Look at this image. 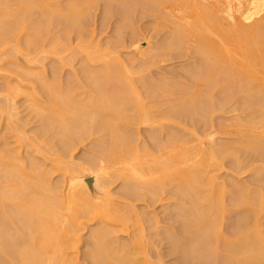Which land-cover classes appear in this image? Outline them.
<instances>
[{
    "label": "rangeland",
    "instance_id": "1",
    "mask_svg": "<svg viewBox=\"0 0 264 264\" xmlns=\"http://www.w3.org/2000/svg\"><path fill=\"white\" fill-rule=\"evenodd\" d=\"M36 1H37V4H35V5H33V4L32 5H22L19 2V0H1V2H3V6H0V14H3V13L6 14L9 12H12L11 14H15V13L21 14L20 12H23L24 9H28L27 10L28 15L25 19L26 22H25L24 28H22L20 31H18V33L16 32L17 36H18L16 38L18 41L16 40L15 37H13L14 39L11 38V40L9 39L8 41L4 42L3 44L0 42V108H2L3 105L6 104L4 106L5 109H4V107H3V109H0V163H1L0 182H1V177L2 178L4 177L3 175L7 172V170L14 169L13 168L14 166H12V162H10L8 160L9 157L11 158L14 156H11L9 154V151L14 152V153L10 152L13 155H16V154L19 155L20 154L19 157L21 158L20 159L21 162L24 163V166H29V164H28L29 162L35 161L34 163L35 164L37 163V165L42 170H45L48 173H50V176H48V180H49V183L52 185L53 188L59 186V183L61 181V177H60L59 172H53V166L51 163V159H54L55 157L57 158L58 154H59V157L62 158V159L58 158L59 160H61V161L66 160V161H62V163H60L59 167H64L63 163L65 165H69V166H71V164L73 163L74 165L72 167H77V168H79L81 166L88 167L89 166L88 161H90L89 164L92 161L97 163L95 160H97L98 156L102 155L101 158L102 157L104 158V155L106 152L105 150L107 149V147H108L107 145L110 142V140H109L110 139V137H109L110 131L107 128H106L107 130H104V127L100 126L101 124L99 125L100 122H98L99 120H97V119L100 116L102 118H103V116H104V118L109 116V115H107V116L104 115V113H106V110L103 109L102 111H100V114H99L98 113L99 110H98V112L95 113V112L91 111L92 109L90 110V107H89L88 112L91 113V117L95 118L97 116V118H95L96 122L94 124H91L90 122H88L84 126L85 129H84V127L82 128L79 126H77V127H79V129L75 126L72 129V126H70L71 130L66 129V131L68 130L69 133H67L65 135L66 131L63 132L60 129L61 125L59 123H58L59 125H57V123L56 124L51 123L52 127L54 126L53 128H51V125H50L51 120L48 121L47 118L49 119V117H47V118L45 117L48 114L47 113H46V115H44L45 113L41 114L39 109H37L36 104L41 105V106H46L51 102L52 98L54 99V97H56V96L57 97L58 96L64 97L63 95L68 93V91L70 90L71 87H74L75 88V90L73 92L74 96L72 95L71 98H74L75 103H77V105H81V108H82V105H84L83 107H85L86 104L87 105L89 104L88 106H90L89 102L93 98V95H95L97 97L98 93L97 94L94 93L93 88L90 86V84L87 80L88 76H86L87 74H85L84 68L85 67L87 69L90 68L91 69L90 72L93 71L96 73V75H98L97 72H99L98 76L100 77V75L102 74V73L100 74V72L106 71L107 67L110 66V68H112L111 65L117 66L118 67L117 69H119V71H121L120 73H122V75H123V76L120 75V76H122L123 83L120 85V82H119L118 83L119 86L118 85L117 86L115 85V86L118 89L121 86H123L126 89H129L131 91V95L128 98L131 100L134 97L135 99L132 102H134V101L137 102L136 105H133L134 107H132L130 104H128V106L130 105V107H132L133 109L130 107L125 108V109H128V112L130 114H132V116L129 114V121H130V116L132 117V119H134V121L132 123L130 121L131 126L126 125L129 123V121L128 122L126 121L128 118L126 120L123 118L124 120H122L121 122H123L124 124L120 123L121 118L118 119V115H117V118L114 119V120H116V119L119 120V121L116 120V124H115V125H118V127L121 124L124 125V126L122 125V128H121V126L119 128H121L122 131L125 130L127 135L125 134V132L123 133L121 131L123 133V135L125 134V136L127 137V139H125V140L130 142L132 140V139L129 140L130 137L133 138V140L131 141L132 145H130V144H129V146L126 145L127 149L125 146L126 150L124 149V152L132 153L133 155L135 154L133 156L135 158H136V156L141 154L139 156L140 159H141V156L145 157V159L141 160L142 163H145V161L146 162L151 161L153 163V165L156 163L155 161H159V159L165 161V158H166L165 155L168 153L167 155H170L169 156L170 159L166 158V161L170 160L169 163L171 164V160L173 161L174 158L178 159L181 157L180 156L181 154L177 151L182 152L181 149L184 148V145H185L184 142L185 143H187L186 141L190 142L194 137H196V138L201 137L204 134H206V132L208 133V132L216 131L215 133H217V138H216L217 143H215V144H217L218 149L219 148L221 149V147H223L222 146V142L224 141L223 139H226V141H227V142L224 141L225 142L224 148L227 146L228 143L231 142V140H232V142L230 143L229 146H227L225 148L226 149L225 151H224V148H223V150L218 151L220 153L223 152L222 154H220V153L218 154V152L217 153L215 152L216 154L211 161L212 162L211 163L212 164L211 170L214 172L212 174H214L213 177L214 176L216 177V179H215V177H214V179L216 180V182H218V184H219V182H220V184L222 182V184L225 183L227 185L226 187H225V184L222 185L225 187L224 192L221 190L218 191V189H221V187L219 186V187H215V189H217V191H215V193L213 192L215 195L212 193V195L214 197H211V198H214V199H211V200L212 201L214 200V202H213L214 205L218 204V208H216L217 205H215V211H216V213L214 211L215 215H213L214 213L212 215L210 214L213 219L208 216L210 220L207 218L205 220L206 221L205 223L207 224V222L213 221V224H214L216 222L217 225L215 223L214 224L215 226L214 225L212 226L214 228L216 227L215 229L214 228L211 229L212 227H210L209 232L207 229H204V233H202L203 227L199 228V226L197 224H196L197 229L195 227H194V229H190V228H193V226L195 224V223L192 224L194 222L192 217H194L193 215H195V213H197L196 207H198V206L193 205L196 203H193L191 201V199H188L191 196H189L187 194H186L187 196L183 195V197L184 196L186 197V201H189V202H187L188 204L187 203L185 204V202H186L185 199H182L183 198L182 194H185V193L179 192V194H178V191H177V189H178L177 185L180 182H178V180H177V182H178V184H177L176 181H172V182H176L175 183L176 186H175V184L174 183L171 184V182L168 181L169 180L168 179L167 180L168 183L170 182V184H168L167 181L164 180L165 177H167V176H165L164 175L165 173H163L161 170H160L161 171V173H160V171L157 168H155L154 172L156 170H158L159 173L156 171L157 172L156 176L158 175L160 178H161V176H163V177L165 176L163 181L165 182V184H168V185H166V187H164V189L162 188L163 185L162 186L159 185V188L161 187V189H159V190H161V191L155 192V195L153 192V196L154 197L157 196L156 198H153V196L150 194V192H152L153 189H152V191H150V189L149 190L144 189V187H143L144 190H147V192H149L148 194L150 196L146 195L147 194L146 191H145L146 193H143L142 192L143 190L142 191L138 190L139 192H142L141 193L142 195L140 193L138 194V192L136 191L137 185L140 184L138 182V180L134 181V183L138 182L136 185V188L133 187V189H135V191L137 193L136 194L135 191L132 190V187H130V182H132L133 180L129 181V186H128V184H127L128 182L126 184L123 183L124 181H122L123 180L122 175H121L122 177H120L122 180H120V178L119 179L115 178V177H118L116 175L120 176V174H114L112 176L117 181L114 179L115 182H112L113 184H110V186H111L110 191H111V196H112V197L111 196L110 197H111L112 202H113V203L111 202L110 204H114L113 207H116V211L122 216L121 218H123V217L127 218L128 223L126 225H123L124 223H121V221H119V222L116 221L112 225V228H110V230L113 231L114 233L111 236V243L113 242L114 245H112L113 243L111 245H110V243H108L107 246L106 245L104 246V244L102 243L101 244L102 246H99V248H98L99 253H100V248L102 249V247L104 246L105 251L103 250L104 252H102V251L101 252L102 253L108 252L106 254V257H107L109 255L110 250H112V249L116 250L118 248L117 244H120V245L122 244V246L126 245L128 247L130 246L129 248L132 247V250H130L131 252H129V253L130 254L132 253L131 255H134V258L133 257L130 258L131 263L129 262L128 256H127V259L125 261L122 260L121 263H123V264H124V262H125V264H249L250 259H248L249 258L248 253L250 252L249 255L251 254L250 258H251V261L253 264H264V256H262V254H259L258 252H256L257 247L255 248L256 244L254 242V240L257 239V238L254 239L256 237L255 236L256 235L255 234L256 228H257L256 230H259V231H257L258 235H259V233H261L260 237H262V239H264V203L261 206L259 205L260 208L258 207V204L254 205V203H256V202L258 203V199L260 197L259 194L261 193V191L264 193V150H263L264 149V143H263V145H261L262 142H259L261 146H257L259 143H257V145L256 144L255 145L254 144H251V145L247 144L250 141H252L251 138H250V140L247 138L248 135L251 134V136H249V137H253L252 135H256V132L254 131L256 129H254V128L256 126L255 124H258L257 119H256V121L253 119H251L253 121L250 120V118H253V117H250V115L252 113H254V115H255V112H256V108H253L254 109L253 110V109H251V107L254 106V104H256L258 106V108L261 106L259 104L255 103V102H258L259 99L253 100V101H255V102H253L254 104L252 103L253 105L251 103H250V105L247 104L248 106L245 104H246V101H248L249 99H252V98L254 99L255 96L254 97H252V96L255 94H253L252 96L250 95L251 97H249V95H248V97L246 98L244 92H240V91H242V90H240L241 87H238L239 91L237 89V86L239 85V84H237L238 81H236V82L234 81V83L237 86L236 85H234V86L228 85L229 81L227 82L226 79L224 81H221V82H223L222 85L224 84L225 87H227V88L223 87L224 85L223 86L221 85V87H222L221 88L220 86H218L220 84L207 85L208 86L207 90H209L211 92V93L208 92L211 94L210 95L211 98H210V102L207 100L206 104L208 105L209 103L212 102L213 108H211L212 107L211 104L208 105V107L209 106H211V107L206 108V105H203L200 103V107L197 106L199 108V110L197 111L196 115H194V113L196 112L195 111L190 116L194 119L193 120L190 117H187V113H186L187 110L184 111L185 106L183 107L184 108L183 110L182 109L180 110L182 113L179 111V109L182 108V103H183L180 100L182 102L180 105L179 99H182V96L184 94L183 92L181 94V91L184 90V92H185L186 88L187 87L189 88L188 85L191 84V86H190V88H191L193 86V83H194V82L191 83V81H190L191 78H190V80L187 79V77L189 78V73H186V75H188L187 77L185 74L182 75L184 71L182 72L181 66H182V68L184 66L185 70H188V67H186V66H189V69H191L190 65H192L194 62L198 63L197 65L201 66L203 61L200 60L201 59L200 55H199L200 56V59H199L200 62L198 61L199 56H195V55L191 56L192 54L195 53L194 49H196V48L192 47L193 41H192V35L191 34H190V36H187L189 38H187V43L183 48V52L185 51V49H189L191 47V48H193V51H194L193 53H192V49H191V51L187 50L189 52V55H187L188 53L186 54V52H185L184 56H186V55L187 56L184 57L183 54H181L183 52H180V54L178 53V55H179V57H178V55L177 56L175 55V53H174L175 51L172 52L173 54H170V55L167 54L166 52H164V54L166 53V55L161 54L162 55V57H161L160 52H159L160 51L159 50L160 49L159 48L160 43L163 41L162 44L163 43L165 44V42L168 40V37H166V36L168 34L170 35V33H172L173 30L171 31V29H174V28H171V27H173V24L170 25V23H169V26H171V27H169L168 24H166L169 21L166 20L165 17L167 16V19L171 18V17H169V15L165 14V13L168 12V13H170V16L172 15V13H171V11H169L168 7L158 8V12L161 10V13H163L165 15V17H164L166 20V22H165L164 18L160 19V17H163V14H161L160 12L158 13L157 9H155V12H153V10H150V8H151L150 5H147L148 7H150L148 10H146L147 12L144 11L145 10L144 8H146L147 6H145L144 2L141 1L140 4L143 3V6H144V8H143L142 6L139 5V7H141L140 10L142 11V13L140 11H138V12L136 11L137 13L130 11L131 9L129 10L130 12L128 11V13L131 14L130 19H131L132 15L133 16L135 15L134 17L132 16V20L130 23H128L129 24V26H128V24H126V22L124 23V19H125L124 14L128 9V5L124 6L125 11H124V13H122L123 12L122 8L120 11L118 10L121 6L117 5L118 4V3H116L117 0H110L112 2L111 4H110L109 0H97L98 1L97 3L93 2L95 7L92 3V5H93L92 7H94V8L92 10V13L90 12L91 16H89V17L91 19L90 18L89 19L84 18L85 19L84 20L82 18L85 16H83L81 18L82 21L79 20L80 22L78 23V25H76V24H75L76 26L73 25L75 27L74 28L73 26L72 27L68 26L69 23L67 22V19L69 18V16L70 15L72 16V14L74 13V12L70 11V6L74 5V7L75 6L76 7H83L86 0H36ZM108 1H109V4H108ZM113 2H115V4H116V5L114 4L115 6L113 5ZM47 4L50 5L49 8H47V10H48V12H51V16H50L51 17V23L47 26V29H46L47 32L43 37L42 36L40 37L39 35H37V40H36V38L33 39V37H34V36H32L33 35L32 30L34 29L33 26L36 25V27H38L37 23L40 22V24H41V22L43 20H44L43 21V23H44L46 18H48V16H49L48 15L46 18L42 17V16H44L43 14H46L45 11H47V10L42 11L41 5L46 6ZM6 5H7V7H6ZM109 6L111 7V9L109 8ZM126 7H127V9H126ZM133 7H132V10H133ZM139 7H136V8H138L137 10H139ZM113 8H114V12H113ZM164 9L166 10L165 12H164ZM134 10H135V8H134ZM131 12L136 13V14H132ZM139 12H140V14H138ZM155 13H157V14H155ZM188 14H190V11H189V13H187V15ZM192 15H193V13H192ZM65 17H68V18H65ZM187 17H189V15ZM171 21H173L172 18H171L170 22ZM175 21H176V23L179 22L178 20H175ZM164 22H165V25L167 26L168 30H167L166 26L164 25ZM182 22H185L184 24L181 23V26L183 25L182 28H184L187 25L188 21L186 22V20H185ZM171 23H173V22H171ZM38 25H39V23H38ZM164 27H165V30H164ZM157 28H159V32H157L158 31ZM223 28H224V26H223ZM223 28L221 30L226 31L228 29L226 26L224 29ZM156 29H157V31H156ZM169 31H171V32H169ZM184 31H185V29H184ZM184 31H183V33H184ZM214 31H215V29H214ZM216 32H218V33H216ZM209 33H212V32H209ZM209 33L206 35H209ZM214 33L220 35L218 30L215 31ZM210 35H212V34H210ZM219 35H218V37H219ZM164 37H166L167 40L163 39ZM212 37H213L212 38L213 41H214V39H217V38H215L216 36H212ZM31 40H34V41L32 42V44H30L31 45V47H30L28 43L29 42L31 43ZM188 40H189V42H188ZM210 40H211V38H210ZM37 41H38V43H37ZM140 41H141V43H140ZM216 41L217 40H215L214 42H216ZM219 41H221L220 38H218L217 42H219ZM149 42H151L150 43L151 47L154 48V50L152 51V54L154 55L153 52H156V54L159 52L158 55H160V56H157L156 54H155L156 56L155 55L151 56V54H150V56L152 58L153 57H156V58L148 59L149 55H146V57H144L143 59H140V60H138V58H135V59H137L135 61V59L133 58L134 55L132 54L133 53L132 48L134 47L133 45L140 43L142 45V47L148 46L147 47L148 50L145 48L144 51H146V54H149V51H150L149 50V48H150ZM222 42H220V43H222ZM33 43H34V45H33ZM36 43H37V45H36ZM157 43H159L158 44L159 47L156 46ZM189 43H192V44H190V47H188ZM217 44L219 45V43H217ZM222 44H224V43H222ZM222 44H221V47L223 48ZM235 46H238V45H235ZM239 46H241V45H239ZM155 47L158 48V49L156 48V51H155ZM230 48H232V47H230ZM98 50H100L101 52H98ZM161 53H163V52L161 51ZM168 55H169V57L171 56L170 57L171 59H169ZM8 56H10V57L8 58ZM104 56H106V57H104ZM180 56H182V57H180ZM5 58H7V59L11 58L12 60H6ZM195 58H197L196 61H195ZM133 59H134V61H133V63H131ZM196 63H194V64L196 65ZM195 65H194V70H197V68L199 66H197V65L195 66ZM178 68L181 70L178 71L177 70ZM113 69L114 68H112V70ZM199 71H196V72H199ZM181 72H182V74H181ZM30 74L32 77L30 76ZM176 75L177 76L181 75L183 77V79L186 78L187 80L185 79V81L188 83L183 81V79L180 80L181 78L177 77ZM54 76H56L55 79H54ZM178 79L182 82H180ZM54 80H55V82H52ZM225 82H227V83L225 84ZM230 82H231V80H230ZM165 83H168L166 86H168L170 89L166 88ZM50 84L52 86L48 87V85H50ZM162 85H164V86H162ZM157 86H159L158 89L159 88L160 89L158 92H155V91H157V88L155 90V87H157ZM170 86H172V87H170ZM194 86H195V84H194ZM214 86H216L217 89L216 88L213 89ZM229 86H230V88L234 87L235 89H237L238 92H240L241 95L244 94V96H240V94L238 92H236V90L234 88H233V93H232V88L230 90L231 92L229 93L227 91L230 89V88H228ZM180 87H184L185 89L184 88L181 89ZM202 87L205 88L204 86H202ZM209 87L213 90H210ZM171 88H173V90ZM203 88H200V90H202ZM192 89L193 88H191L190 90H192ZM225 89H227V90H225ZM103 90H105V89H103ZM168 90H170L173 95L171 94V92H168ZM174 90L177 91V92L175 91L176 93L179 92L178 94H180V96L179 95L175 96V94H174L175 92H173ZM223 90H224V92L226 91L225 95H224L225 96V102L223 101L225 103L224 106L222 105L223 102H221L224 98V96L222 95ZM234 91L237 94L234 93ZM52 92H53L54 97L51 94ZM117 92H118V94H120L121 90H117ZM206 92L207 91L205 90V93ZM166 93H169V94H166ZM185 94H187V93H185ZM227 94H229V95H227ZM177 96H179V97H177ZM210 96H208V97H210ZM13 97H14V100L12 99ZM212 97H213V99H212ZM136 99H137V101H136ZM211 99H212V101H211ZM226 99H227V101H226ZM245 99H247V100H245ZM182 100L184 101L185 99H182ZM243 100H245L244 103H243ZM72 101L73 100L71 99V102ZM176 101H178V102H176ZM240 102H241V104H240ZM249 102H250V100H249ZM251 102H252V100H251ZM73 104H74V102H73ZM131 104H133V103H131ZM220 104L223 106V108L220 107ZM256 105H255V107H256ZM245 106H247V107H245ZM201 107L203 108V110L202 109L200 110ZM115 108H117V107H115ZM119 108L120 107H118V109ZM122 108L123 107H121V109ZM82 109L85 110V108H82ZM204 109L205 110L208 109L207 112ZM71 110L74 111L73 109H71ZM114 110L115 109H113V111ZM176 110H178V113L175 114V112H173L175 115L173 114V116H172V114H170V112L176 111ZM252 110H253V112H251ZM257 110H259V109H257ZM70 111L67 113H70ZM72 111H71L72 117L70 114L69 115L66 114V115H67V117L69 116V117H71V119L72 118L74 119L75 114ZM122 111L123 110H120V112H122ZM149 111H151V112H149ZM183 111L186 113V115L183 114L184 113ZM193 111H191V112H193ZM125 112H126V110H125ZM144 112H147V113L149 112V116L155 115V118H154V116L153 117L150 116L152 119H155V121L150 120V122L149 121L145 122L146 120L144 119ZM248 112H251V114ZM93 113H95V114H93ZM111 113H112V108L108 109V111H107V114L111 115ZM189 113L190 112H188V115H189ZM168 114L171 116H169ZM126 116H128V115L126 114ZM159 116H161V118L164 117V119L162 120ZM185 116L187 117V120L185 119ZM242 116L244 119H246V121L249 122V120H250L251 123L249 122L250 124H248V122L244 121ZM246 116L247 117L249 116V120H248V118H246ZM69 117H68V119H69ZM188 118H190V119H188ZM238 118L250 126L245 125L241 121H239V123L240 122L242 123V127H241V124L239 125V123H238V120H239ZM156 119L158 121H156ZM235 119H238V120H235ZM46 120L49 123L48 124L49 128L47 126ZM192 120H193V123H192ZM236 121H237V123H236ZM142 122H144V123H142ZM210 122L213 124L214 127L216 126L215 128L217 130L215 128H213V126H212V124H210ZM252 122H254V123L256 122V123L254 124ZM194 123H196V124H194ZM88 124H90L89 125L90 127L88 126ZM155 124H157L158 126H155ZM232 124L233 125L235 124L238 127L233 126ZM162 125H164V126H162ZM244 125L246 126L245 127L246 129L244 128ZM252 125H254V126L252 128H249ZM260 125H261V123L259 122V127H260ZM209 127H210V129L212 127V130L208 129ZM172 128H174V129H172ZM160 129H163V130H160ZM195 130H199V131H195ZM201 130H202V132H201ZM242 130H244L245 134H247V132L249 131L248 135L247 136L245 134L243 135L242 133H244V132ZM119 131H120V129H119ZM219 132H221V133L219 134ZM235 132L238 134L241 133V136L239 138L241 139L242 142L238 138L239 135H237ZM252 132H253V134H252ZM189 133H191V134H193V136L194 135L195 136L193 137L192 135H189ZM198 134H199V136H197ZM184 135H185V138H183ZM221 135H223V136H221ZM227 135H228V137H227ZM220 136L222 138L219 139ZM243 137H246V140L247 141L249 140V141L247 143H245ZM181 138H183V139H181ZM188 139H191V140H188ZM193 140L196 141L195 138ZM194 141H192L191 144L194 143ZM233 141H235L236 143H233ZM238 141L241 143V145L244 142L240 148H239V143H237ZM189 144L190 143H187L185 146L186 147L191 146ZM235 144L238 145V148H236L237 146ZM218 145H220V147ZM246 145L249 146V148H248L249 150H250V148L251 149L253 148L256 150H253L250 152L248 149H245ZM173 146L176 148H174ZM231 146H235V148L239 150V151L237 150L238 152H236V155H238V156H236L234 154V156H236L238 158H235L234 156H232L231 153H234L236 151V149L231 147ZM253 146H256V148H254ZM172 147L174 149H172ZM228 147H229V149H227ZM242 147H244V149H242ZM261 147H263V148H261ZM165 148H166V150L170 149V151L165 153L166 152ZM179 148H181V149H179ZM214 148L212 149L213 151L218 150V149H216V147H214ZM161 149H162V151L163 150H165V151L162 152ZM257 149L259 151H262V152H260L261 155L259 154V151H257ZM55 150H57V151L59 150L60 152H62L61 156H60V153H58L57 151L56 152L58 154H56ZM186 150H188V149L186 148ZM228 150H229V152H228ZM145 151H147V152H145ZM160 151H161V153H160ZM183 151H185V149ZM192 151H193V149L190 150V153ZM176 152H177V154H176ZM225 152H226V154L230 153L231 155L230 154L226 155ZM255 152H257L258 155L255 154ZM63 153L65 155L64 157H63ZM178 153H179V155H178ZM184 153L185 152H183L182 154H184ZM186 153H187V151H186ZM242 153L248 154V155L245 154V156L248 158H245V156ZM252 154H253V156H252ZM53 156H54V158H52ZM162 156H164V157H162ZM139 157H137V158H139ZM171 157H172V159H171ZM232 157H234L236 159V162H238L237 163L238 167H236V165L234 163L235 161ZM239 157H241V159L244 158V160L242 159L244 162L242 160L237 161V159H239ZM2 159H3V161H2L3 163L5 162L10 166L9 168L5 167L6 165L4 167L2 166V164H3L1 162ZM99 159L100 158H98V160ZM140 159L138 161H140ZM176 159H175L174 163H176V161H177ZM143 160H144V162H143ZM241 161L243 163L242 165H244L245 167L242 166L241 164H239ZM94 162H92L91 164H93ZM161 162L164 163L163 161H161ZM140 166H141V164H140ZM154 166H157V163ZM145 167H147V166L143 165V168H145ZM171 167H173V166H171ZM240 167H242V168H240ZM150 168H151V166H150ZM150 168H148V169L150 170ZM152 168H153V166H152ZM187 168H188V166H187ZM190 168H188V169H190ZM194 168H192V169H194ZM238 168H240V169L238 170ZM3 169H4V171L5 170L6 171L2 175ZM149 170L146 171V168H145V172L146 173L148 172L147 174H149V172L150 173L153 172V171H149ZM182 171L188 172L190 170L186 171L184 168V170H182ZM169 172L171 173V171H169ZM179 172H180V175H178V176L181 177L182 173H181V171H179ZM170 173H169V175H170ZM172 174H173V172L171 173V175ZM201 174L203 175V173H201ZM258 174L261 175V177ZM125 175H127V174L125 173ZM174 175L172 176V179L176 180L177 178L176 179H174V178L177 177V175H175V176ZM158 176H157V178L159 179L158 182H160L161 179ZM155 178L156 177H154V179ZM196 178H198V177H196ZM202 178H204V176ZM5 179H4V181L6 182L8 180L6 174H5ZM111 179L112 178H110V180ZM127 179H128V177H127ZM127 179H124L125 182ZM178 179H180V178H178ZM198 180H199V178H198ZM4 181L1 182L0 186L7 188L10 184L8 183L9 185H7V183H5ZM153 181H156V180H153ZM201 181L204 182L201 179L199 181L201 184H202ZM196 182H198V181L196 180ZM198 183H196L197 186L199 185ZM205 183L207 186V184H208L207 180L205 181ZM124 184L126 185V188H125ZM153 184H154V182H153ZM160 184H161V182H160ZM5 185H7V187ZM150 185H152V184H150ZM194 185L195 184L193 183V186ZM202 185L204 186V183ZM131 186H132V184H131ZM141 186H143V185H141ZM152 186H150V187H152ZM197 186H195L197 191L200 188H201L200 191H202V190L205 191L206 189L211 187V186L208 187L209 186L208 185L207 186L208 188L202 189V187L198 186L199 187L198 188ZM128 187L131 189H129ZM139 187H140V185H139ZM9 188H10V186L8 187V189ZM140 188H142V187H140ZM145 188H147V187H145ZM148 188H149V186H148ZM190 188H192V186ZM243 188H245V189L243 190ZM8 189H6L7 191L6 190L5 191L9 192L10 189L9 190ZM196 189L195 190L193 189V191L197 192ZM211 189H209V190L211 191ZM154 191H156V187L154 188ZM204 191L201 192V193L205 194V195H202V197L200 195V192H197V193L192 192V194H194V195L198 194V197H199L198 200H200V197L202 199L207 194ZM245 191H247L249 193L248 194L244 193ZM10 193H11V191H10ZM157 193L159 195H157ZM208 195H211V193ZM192 197H194V196H192ZM196 197H197V195H196ZM209 198H210V196H209ZM254 198L256 199V201H254ZM195 199H194V201H195ZM198 200L196 199L197 204H199V202L201 201L200 207H198V209L199 208L201 209V207L205 208V209H202V210L199 209L200 211L199 210H197V211H199V213H201V211H204V210H205V212H208L207 209H209L208 207L211 206L210 202H212V201H210V199H209V201H210L209 202L210 205H209V203L204 202L205 200L204 201L200 200L199 202H198ZM202 203H205V204H202ZM10 204H11V202H5V207H6V210H8V211H11V205ZM255 206L258 207L259 209L255 208ZM117 207H118V209H117ZM213 209H214V207H213ZM213 209H211V210H213ZM0 211H1V209H0ZM252 215H253L252 222H256L257 227H256V225H255V227H254V225L252 226L253 223L246 222V221H248L247 218H249L251 221L250 217H252ZM24 216L27 217L28 215H24ZM0 217H1V215H0ZM195 217H196V215H195ZM242 217L246 221L243 220V222H241ZM191 219H192V221H191ZM92 220L90 222H85L83 224V226H84V227L82 226L83 230L79 234L80 235L79 236L80 242L78 245L79 247H78L77 254L70 256V258L76 256L78 264H93V263H95V262L91 263V259L89 260V258L87 256V255H89L88 251L90 252V250H89L91 248L90 245L94 246L93 244H95L94 241L91 242L93 240V238L91 239V237H93L92 234L97 233L98 231H100L101 227L105 226V222L102 221L103 222V224H102V222H101V220H99V218H97V219L93 218ZM123 220H124V218H123ZM188 220L191 221L190 222L191 227L189 228L188 232L192 231L195 233V235H194V233L192 234V232H190L191 234L190 233L187 234L186 233L187 227H186V231L183 230V229H185V226L189 227L190 224L188 225V222H189ZM240 222L241 223H244V222L247 223L246 224V230L247 229L249 230V228L251 229L252 227H254L251 229L252 231L250 230L251 232L255 231L254 234L253 233L251 234V235H253L254 238H252L253 241L249 240V244L252 243L255 245V246L253 245V247L255 249V250L253 249V252L254 251L256 252V254L254 252V254H255L254 257L256 258V255L258 254L259 256H257V257L260 258L259 261H258L259 258L258 259L256 258L255 259L256 261H254V258L252 255L253 253H252V251H250L251 249H249V252H248V250L246 251V255H245V252H243L244 254L241 253V255H240L238 253L237 254L232 253L230 251L231 247L227 246V244L230 243L227 241H231L232 243L234 241L235 243H233L234 244L233 247L236 248V252L240 253V250H237L238 248H241V249L244 248L243 250H245V248L248 249L246 247L247 244H245L246 240L240 239L241 237L239 235V232L237 233L239 236H236L237 235L236 234V232H237L236 226L238 223V229H239V225L241 224ZM99 223L102 225H100ZM203 225H201V226H203ZM207 225H205V226H207ZM209 225H210V223H209ZM209 225L206 228H208ZM249 225H251V226H249ZM12 226L9 225L8 229L11 230L13 228ZM240 226H241L240 227V229H241L242 225H240ZM198 228H199V230L201 229L202 232H201V230L199 231ZM22 230L24 232H27V229H25V228ZM210 230H211V232H210ZM212 230H213V232H212ZM250 231H248L249 232L248 235L251 233ZM201 233H202V235L204 234L203 237H202ZM212 233H213V235H212ZM211 235L212 236L216 235V236H214L215 238L220 237L219 238L220 242H217L218 239H216V240H214L212 238L210 239L209 237ZM134 236L137 238L135 239ZM196 236L198 237V239H199V237H201L200 238L201 240H203V241L206 240L207 242H209L208 243L209 245H206L205 244V243H207L206 241L204 243L203 241L201 242L200 240L197 239L198 242L204 243V251H203V249H201V248H203V244L201 245V243H200L201 248L199 247V244L196 240ZM235 236L237 237V239L239 238L240 240L238 241L237 239H235L236 238ZM133 238L139 242L138 243L139 246H137V243H136L137 241L132 240ZM90 239H91V241H90ZM234 239L237 240V242L240 244L237 245V243ZM130 240L132 241L133 245L131 244ZM224 242H227V243L225 244ZM258 242L259 241H257L256 243H258ZM134 243L136 244V247H134ZM195 243L198 246V251L195 250V248H197L195 246L196 245ZM216 243L217 244L219 243L218 246ZM123 244H125V245H123ZM193 244L195 247L193 246ZM224 244H225V246H224ZM190 246H193L194 247V248L192 247L193 250H195L198 253L195 254L192 251L191 252L192 254H191L189 249H192V248H189ZM230 246H231V244H230ZM106 247H107V249H106ZM226 247H228V248H226ZM234 248H232V249H234ZM113 251L114 250L111 251L112 255L114 254ZM233 252H235V249ZM102 253H101V255H102ZM116 253L114 255L115 257H117ZM122 254H124V253H122ZM126 255H128V254L126 253ZM126 255H125L124 259L126 258ZM103 256H105V255L103 254ZM120 256H121V253H120ZM123 256L124 255H122L121 258ZM260 256H262L263 259H261ZM100 257H102V256H100ZM232 257H234V258H232ZM244 257L246 259H244ZM119 259H120V257H119ZM116 260L113 261V263L114 262L117 263ZM246 260L248 263L246 262ZM250 264H251V262H250Z\"/></svg>",
    "mask_w": 264,
    "mask_h": 264
},
{
    "label": "bare ground",
    "instance_id": "2",
    "mask_svg": "<svg viewBox=\"0 0 264 264\" xmlns=\"http://www.w3.org/2000/svg\"><path fill=\"white\" fill-rule=\"evenodd\" d=\"M109 1H108V4H109ZM141 1L144 2L145 6L150 5L151 8L148 7V6H147L148 8L147 7L144 8L143 3L140 4ZM19 2L22 5H32V4L35 5V4H37L36 0H19ZM93 2L97 3L98 1L97 0H95V1L94 0H86V2H85L83 7H76V6L74 7V5L70 6V11L74 12L73 13L74 15L73 14H72V16L70 15L69 18L65 17V18H68L67 22L70 24V25L68 24V26L72 27L73 25L74 26L78 25V23L80 22L79 20H81V18L83 16H85V17H83L82 19H84V18L89 19L90 18L89 16H91L90 12L92 13L93 8L95 7ZM92 3L94 5V7H92L93 6ZM111 3L112 2L110 1V4ZM116 3H118L117 5L121 6V7L119 6L120 8L118 10L120 11L121 8H122V11H123L122 13H124V11H125L124 10L125 9L124 6L128 5V9L126 7L127 11L124 14V18H125L124 19V23L126 22V24L130 23L131 20H132V16L133 15L131 16V19H130V15L131 14L128 13V11L130 9H131L130 11H133V12L140 11L142 13V11L140 10L141 7H139V5L142 6L145 9L144 10L142 8L144 11H146V10H148L150 8V10H153V12H155V9H157V12H158V8H160V7L161 8H164V7L165 8L166 7L169 8V11H171L172 15L170 16V13H168V12L165 13V14H168L169 17L172 18L173 21H171V22H173V23L170 22L171 18L167 19V16L165 17V15L163 13H161V10L159 11L161 14H163V17H160V19L165 17L166 20L169 21L166 24H168V26H169V23H170V25L173 24V27H171V26H169V27L174 28V29H171V31L173 30L172 33H170V35L168 34L169 36L168 35L166 36V37H168V40H167L166 37L163 38V39L167 40V41L165 40L166 42L164 41L165 42V44L163 43L164 45L162 44V42H163L162 40L163 39L161 40L162 42L160 41L161 42L160 43V47L158 45L159 43H157L156 46H158L160 48L159 49L160 51L158 50L160 52V55L161 54L166 55V53L170 55V54H173L172 52L175 51L174 53L177 56L178 53L180 54V52H183V48H184V46L187 43V38H189L187 36H190V34L192 35V41L193 42L192 41L191 42L193 44L189 43L188 47H190V44H192V47L196 48V49H194V51H195V53L197 55L195 53L192 54L194 51H193V48H191V47L189 48L190 50L189 49H185V51L183 53H181V54H183V56H184L185 52H186V54L188 53L187 55H189L188 51H191V49H192V53H191L192 55L191 56H193V55L199 56L200 55L201 59H200V56H199L198 61L200 62V60H202L203 63H202L201 66H199V65H197L198 63L194 62V63H196L197 66H199L197 68V70H194V65H195L194 63L192 64L193 66L190 65L191 69H189V66H186V67H188V70H185L184 66H183V68H184L183 69L182 66H181L182 72L184 71L183 74H182V72H181V74L182 75H184V74L186 75V73H189V78L187 77L188 75H186V77H187L188 80H190V78H191V80H190L191 83H193V82L194 83H193V86L191 87V88H193L192 90H190L191 89L190 88L191 84H190V85H188L190 89L187 87L186 88L187 91L186 90H185V92H184V90L181 91V94L183 92L184 93L183 96L185 95L184 97L181 95L182 99H185V100L183 101L182 99H179V102H180L179 104L180 105H181L182 102L184 103V104L182 103V108H180L179 111L181 109L183 110L185 108L184 111L187 110L186 111L187 117H190L191 114H193L195 111L196 112L194 113V115H196L197 111L199 110L198 107H200V103L203 104V105H206V108L210 104L212 106V102L209 103L210 102V98H211V96H210L211 92L209 90H207V88H208L207 85L220 84L218 86L221 87V85L223 83L221 81H224L226 79L227 82L229 81L228 85L234 86V85H236L234 83V81L235 82L238 81L237 84H239V85L238 86L236 85L238 91H239L238 87H241L240 90H242V91H240V92H244L246 98L248 97V95H249V97H251L253 94H255V95H253L252 97H254V96L256 97V98L254 97V99L253 98L249 99L250 102H249V100L246 101L245 105H247V104L250 105V103L252 104L253 102H255L253 100H256V99L258 100L259 99L258 102H255V103H257V104H259L261 106V107L258 108V106L256 104H254V103H253L254 106H252L253 104L251 105L252 107L250 106L251 109L256 108V112H255L256 116L254 115V113L251 114V112H253L254 109L251 112H248V113L251 114L250 117H253V118H250V120L253 119V120L256 121V119H257L258 120L257 121L258 124H255L256 122L255 123L252 122V123H254L256 126L257 125L258 126L257 127L255 126V128H254V129H256V130H254L256 132V135H252L253 137H249V136H251V134L248 135L249 131L247 132V134H245L244 130H242L244 132L242 134L243 135L245 134L246 136L248 135L247 138L249 140L251 138L252 141L247 143L249 140L247 141L246 137H243V139H244L245 143L250 144V145L251 144H254V145L256 144L257 145V143H259V142H262L261 145H263V143H264V0H117ZM0 4H1L0 6H3V2H1V0H0ZM114 4H115V2H113V5ZM49 6L50 5H48V4L46 6L45 5H41L42 11L47 10V8H49ZM6 7H7V5H6ZM132 7H133V10H132ZM136 7H139V10H137L138 8H136ZM109 8L111 9L110 6H109ZM134 8H135V10H134ZM27 10L28 9H24L23 12H20L21 14H19V13L16 14L15 13L16 15L15 14H11L12 12H9V13H6V14H4V13L0 14V42L2 44L4 42L8 41L9 39L11 40V38H13V37H15V38L18 37L17 36L18 31H20L22 28H24V25H25V22H26L25 19H26L27 15H28V11ZM165 11L166 10L164 9V12ZM189 11H190V14H188L189 17H187L188 16L187 13H189ZM113 12H114V8H113ZM140 12L138 14H140ZM45 13L46 14H43L44 16H42V17L46 18L49 15L48 16V18H49L51 16V12H48V10L45 11ZM136 13H132V14H136ZM192 13H193V15H192ZM155 14H157V13H155ZM48 18H46L44 23H43L44 20L41 22V24H40V22H38L39 23V25L37 23L38 27H36V25L33 26V28H34L32 30V34H33L32 36H34L33 39L36 38V40H37V35H39L40 37L41 36L43 37L46 34L47 26L51 23V17L49 19ZM165 18H164V20H165ZM173 18L174 19L176 18L175 20H178L179 22L177 21L178 23H176V21ZM166 20H165V22H166ZM185 20H186V22L188 21L187 25L184 28H182L183 25L181 26V23L184 24L185 22H182V21H185ZM165 22H164V25H165ZM128 26H129V24H128ZM223 26H224V28L226 26L228 28L227 29L228 31L226 29H225L226 31L221 30L223 28ZM166 28H167V26H166ZM157 29H158V31H157ZM157 29H156V31L159 32V28H157ZM184 29H185V31H184ZM214 29H215V31L218 30L220 35L216 34L218 32L214 33L215 32ZM164 30H165V27H164ZM167 30H168V28H167ZM171 31H169V32H171ZM183 31H184V33H183ZM207 32L208 33L212 32V33H209V35H206V34H208ZM210 34H212V35H210ZM218 35H219V37H218ZM212 36H216L215 38H217V39H214V41L215 40L218 41V38H220L221 41L214 42L213 39H212L213 38ZM209 37L211 38L212 41L210 40ZM16 40H17V38H16ZM33 41L34 40H31V43L30 42L28 43L30 47H31L30 44H32ZM188 42H189V40H188ZM220 42H222L224 44H222ZM37 43H38V41H37ZM37 43H36V45H37ZM140 43H141V41H140ZM140 43H137V44L133 45L134 47L132 46L133 47L132 48L133 49V53L132 54L135 56V57L133 56V58L134 59L138 58V60H140V59H143L144 57H146V55H149V57L148 56L147 57H148V59H151L152 58L151 56H154L156 54V52H153L154 55L152 54V51L154 50V48L151 47V44H150L151 42H149V46L151 48V49L149 48V50H150L149 54H146V51H144L145 48L147 49L148 46L147 47H142V45ZM217 43H219V45ZM221 44H222L224 49L221 47ZM33 45H34V43H33ZM235 45H238V46L241 45V46L238 47V46H235ZM230 47H232V48H230ZM156 48L157 47H155V51H156ZM161 51L163 53H161ZM98 52H101V51L98 50ZM159 52L156 54L157 56H160V55H158ZM164 52H166V53L164 54ZM150 54H151V56H150ZM169 55H168V57H169ZM186 56H184V57H186ZM9 57L10 56H8V58ZM104 57H106V56H104ZM161 57H162V55H161ZM170 57H169V59H171ZM178 57H179V55H178ZM180 57H182V56H180ZM153 58H156V57H153ZM5 59L6 60H12L11 58L10 59L5 58ZM134 59L132 60L131 63H133ZM136 60L137 59H135V61ZM196 60H197V58H195V61ZM111 67L114 68V69L112 70V68H110V66H109V67L106 68V71L100 72V74L102 73L100 75V77L98 76L99 72H97L98 75H96L95 72H93V71L90 72L91 69L89 67H88L89 69H87L86 67L84 68L85 69V74H87L86 76H88L87 80H88L90 86L93 88L94 93H96V94L98 93L97 97L95 95H93V98L89 102L90 106H88L89 104L88 105L86 104L85 107H83L84 105H82V108H85V110L81 108V105H77V103H75L74 98H71L72 95L74 96V94H73V92L75 90L74 87L70 88L71 91L69 90L70 92L68 91V93L65 94L66 96L65 95H63L64 97L61 96L62 98L59 97V96H58L59 98L57 96H56L57 98L54 97L53 96V92H52L51 94L54 97V99L52 98L51 102L48 105H46V106H41V105H37L36 104V107H37V109H39L41 114L45 113L44 115H46V113H47L49 115V116L46 115L45 117L46 118L49 117V119L47 118L48 121L51 120L50 125H51V123L52 124L53 123H55V124L57 123V125L60 124L61 125L60 129L63 132H65L66 129H70L71 128L70 126H72V129H73L74 126L75 127L79 126V127L83 128L88 122H90L91 124H94L96 122L95 118H97V116L95 115L96 116L95 118L91 117V113L88 112V110H89L88 108L89 107H90V110L92 109L91 111H93L95 113L98 112V110H99V112H98L99 114H100V111H102L103 109L106 110V113H104L105 111L103 113H104V115H106V116L109 115V116H107L105 118H104V116H103V118L101 116L100 117L98 116L99 118L97 119V120H99L98 122H100L99 125L101 124L100 126L104 127V130L109 129V131H110V135L108 134L109 137H110V139H109L110 142L107 145L108 146L107 149L105 150L106 152H105L104 158L103 157L101 158L102 155L100 154L101 156H98V158H100V159L98 160V158H97V160H95L97 163H95L94 161L91 160L94 163L91 164L92 163L91 162L89 164L90 161H88V165H89V166L87 165L88 167H85V166H81V167L78 166L79 168L72 167L74 165L73 163L71 164V166L65 165L63 163L64 167H59L60 163H62V161H66V160H62V161L59 160L58 158H60V157H59L58 153H60V156H61L62 152H60L59 150L58 151L55 150V152L56 151L58 152V153L56 152V154H58V157L54 158V156H53L52 158H54V159H51V163H52V166H53V172H59L60 177H61V181L59 183V186L53 188L52 185L49 183V180H48V176H50V173H48L45 170H42L37 165V163L36 164L34 163L35 161L34 162L32 161L33 162L32 163V162H29L30 161L29 160L28 161L29 162L28 163L29 166H24V163L21 162V160H20L21 159L19 157L20 154L19 155H17V154L13 155L11 153H14V152L9 151V154L11 156H14V157H11L12 159L9 157L10 155L8 156L11 159L10 160L8 158V160L10 162H12V166H14L13 167L14 169H12V170L9 169L10 171L7 170V172L9 171L8 173L7 172L5 173V171H6V170L4 171L5 168L3 169L2 175L5 173L7 175V178H8V180L6 182L4 181L5 174L3 175L4 176L3 178L1 177V182L4 181L5 183H7V185L10 184L9 185L10 186L9 189H10L12 194L10 193V191L6 192L7 191L6 189H8L9 186L7 187V185H5L7 188H4V187L0 186V207H1L0 208L1 209V211H0V213H1L0 214L1 215V217H0V264H78L77 257L74 256V257L70 258V256L77 254L78 247H79L78 245H79V242H80V239H79L80 235L79 234L83 230V228H82L83 224L85 222H90L93 218H95V219L99 218V220H101V222L102 221L105 222V226L101 227L100 231H98L97 233L92 234V236H93V237H91V239L93 238L92 241L90 239L91 242L94 241V243H95V244H93L94 246L90 245V247H91L89 249L90 252L88 251L89 255H87L89 260L91 259V263L95 262L96 264H123L121 262H122V260L125 261L127 259V256H128L129 262L131 263L130 258L131 257L134 258V255H131L132 253L130 254L129 252H131L130 250H132V247L129 248L130 246L128 247L125 244H123L125 246H122V244L121 245L117 244L118 248L116 247L117 248L116 250L112 249V250H114L113 251L114 252L113 255L111 254L112 250L109 251V255L107 257H106V254L108 252L107 253H102V252L105 251L104 250L105 249V247H104L105 245L107 246L108 243H110V245L113 243V242L111 243V236L113 235L114 232L110 230V228H112V225L116 221H118V222L121 221V223H124L123 225H126L128 223V219L127 218L123 217L124 220H123V218H121L122 216L116 211V207H113L114 204H110L112 202L110 184H113L112 182H115L114 181L115 178L119 179L120 177L123 176V178H122L123 180L121 178H120V180L124 181L123 183H125V184L128 182L127 183L128 186H129V181L133 180L132 182H130V187H132L133 191H135V189H133V187L136 188V185L139 182L140 184H138L137 188H136V191L138 192V194L139 193L141 194L142 192L146 193L147 190H144V189H148V190L150 189V191H152V189H153V191L150 192V194L152 196H153V192H154V195H155V192L161 191V190H159V189H161V187L159 188V185L160 186L163 185L162 188L164 189V187H166V185L170 184V182H171V184H173V183L175 184L177 182V180H178V182H180L179 184L177 182V184H178L177 185L178 194H179V192H181V193H185V194H182V197H183V195L191 196L188 199H191V201L193 203H196V204H193V205H196L198 207H200V204H201L200 200H203V201L205 200L204 202L209 203L210 201H212L211 199H214V198H211V197H214L212 195V193L213 192L215 193V191H217V189H215V187H219L220 186L221 189H218V191L221 190V191L224 192L225 187L227 185L224 183L225 187L222 186V185H224V184H222V182H221V184L219 182V184H220L219 185L218 182H216V180H215L216 177L214 176L215 179L213 177L214 174H212V173H214V172L211 170V167H212V164H211L212 162L211 161H212V159L214 158L215 154L218 151L223 150L224 144H225V142H227L226 139H223L225 141V142L224 141L222 142V146L223 147H221V149L220 148L218 149L217 148V144H215V143H217L216 142L217 141V139H216L217 138V133H215L216 131L208 132V133L206 132V134H204L201 137H197V138L194 137L195 135L193 136V134L189 133V135H192L196 139V141L193 140L194 138L192 140L188 139V140H191V141L190 142L186 141V142L190 143L189 145H191V146L193 145L192 147L188 146L189 148L185 146L187 143L184 142V144H185L184 148H182V149L179 148V149H181L182 152L177 151V152H179L181 154L180 155L181 157L178 158L179 157L178 156L177 157L178 159L174 158L173 161L171 160V164L169 163L170 160L166 161V158L170 159V157H169L170 155H167L168 154L167 152H169L170 149L166 150V148H165V150H166L165 153H167L166 154L167 156L165 155V157H166L165 161L166 162L164 160H160V159H159L160 162L159 161H155L157 163V166L158 167L160 166L159 168L157 166H154V165H156L155 162H154L155 163L154 165H153V163L151 161H148V162L145 161V163H142L141 160L145 159V157L141 156V159H140L139 156L141 154H139L135 158V157H133L135 154L133 155L132 153L124 152V149H125L126 145L127 146H129V144L132 145L131 141L133 140V138L129 136L130 137L129 140L132 139L130 142L125 140V139H127V137L125 136L126 132H125V130L122 131V129H121L122 125L124 124L121 121L124 120V119L126 120L127 118L128 119L126 121L127 122L129 121V114L130 113L128 112V109H125V108H129L130 105L132 107H134L133 105H136L137 102H135V101L132 102L135 99L133 96H132L133 98L131 100L128 98L131 95V91L129 89H126L123 86L119 87V89L116 87L119 82H120V85L123 83V79H122L123 75H122V73H120L121 71H119V69H117L118 68L117 66L111 65ZM181 69L178 68L177 70L180 71ZM196 71H199V72H196ZM120 75H122V76H120ZM30 76H31V74H30ZM55 77L56 76H54V79H55ZM177 77H180L181 78L180 80L183 79V77L181 75L177 76ZM185 79L186 78H184L183 81H185ZM230 80H231V82H230ZM52 82H55V80L52 81ZM180 82H182V81H180ZM227 82H225V84ZM168 83H165V86ZM186 83H188V82H186ZM194 84H195V86H194ZM50 86H52V85L51 84L48 85V87H50ZM162 86H164V85H162ZM172 86H170V87H172ZM202 86H204L205 88H203ZM230 86L228 88H230ZM158 87L159 86L155 87V90L157 88V91H155V92L159 91L160 88L158 89ZM223 87H225V85ZM166 88H169V87L166 86ZM180 88L182 89L184 87H180ZM200 88H203V89L200 90ZM215 88H216V86H214L213 89H215ZM225 88H227V87H225ZM231 88L229 90H227V89H225V90H227L230 93L231 92L230 91ZM233 88H232V93H233ZM103 89H105V90H103ZM171 89L173 90V88H171ZM213 89L210 88V90H213ZM237 89H235L236 92H238ZM117 90H121V93L118 94ZM205 90L207 91L206 93H205ZM175 91L176 90H174L173 92H175ZM168 92H171V91L168 90ZM176 92L174 93L175 96L176 95L180 96V94H178L179 92L178 93H176ZM208 92H210V93H208ZM225 92H224V90L222 91V95L223 96L225 95ZM236 92L234 91V93H236ZM240 92H238V93L240 94ZM185 93H187V94H185ZM166 94H169V93H166ZM171 94H172V92H171ZM244 94L243 95L240 94V96H244ZM227 95H229V94H227ZM179 96H177V97H179ZM208 96H210V97H208ZM12 99L14 100V97ZM71 99L73 100L72 102H71ZM212 99H213V97H212ZM212 99H211V101H212ZM207 100L209 101L208 105L206 104ZM245 100H247V99H245ZM245 100H243V103L245 102ZM251 100H252V102H251ZM136 101H137V99H136ZM223 101L225 102V96H224V98H223V100L221 102H223ZM226 101H227V99H226ZM73 102H74V104H73ZM176 102H178V101H176ZM224 102L222 104L223 106L225 104ZM131 103H133V104H131ZM128 104H130V105L128 106ZM240 104H241V102H240ZM5 105H3V107ZM222 105L220 104L221 108H223ZM255 105H256V107H255ZM211 106H209V107H211ZM247 106H245V107H247ZM3 107L0 108V109H3ZM115 107H117V108H115ZM118 107H120V108L118 109ZM121 107H123V108L121 109ZM132 107H130V108H132ZM202 107L200 108V110L201 109L203 110ZM70 108L73 109L74 111H72ZM107 108L108 109L112 108L111 115L107 114V111H108ZM211 108H213V106ZM4 109H5V107H4ZM113 109H115V110L113 111ZM257 109H259V110H257ZM70 110L75 114V116H74L75 118L74 119L73 118L71 119L72 113H71ZM120 110H123V111L120 112ZM125 110H126L127 113L125 112ZM207 110H205V111L207 112ZM69 111H70V113H67ZM191 111H193V112H191ZM149 112H151V111H149ZM149 112L148 113L144 112V119L146 120L145 122H147V121L150 122V120H154L155 121V119L151 118L153 116L155 118V115H150L151 116L150 117L149 116ZM173 112H175V114H177L178 110L171 111L170 114H172V116L174 114ZM188 112H190L189 115H188ZM95 113H93V114H95ZM186 113L184 112L183 114L186 115ZM66 114H68V115L70 114L71 117L68 116L69 117V119H68ZM126 114L128 116H126ZM117 115H118V119L121 118L120 123H123V124L120 125L121 128H119L120 126L118 127V125H115L116 124V120L119 121L118 119L114 120L115 118H117ZM130 115L132 116V114H130ZM131 116H130V121L132 123L134 121V119H132ZM169 116H171V115H169ZM159 117L161 118V116H159ZM187 117L185 116L186 120H187ZM190 118L193 119L192 117H190ZM190 118H188V119H190ZM242 118H243V116H242ZM246 118H248V120H249V116L248 117L246 116ZM157 119H156V121H158ZM161 119L163 120L164 117L161 118ZM238 119H235V120H238ZM193 120H192V123H193ZM250 120H249V122H250ZM253 120H251V121H253ZM48 121H47V126L49 128ZM130 121H129V123H130ZM239 121H241V120L239 119L238 123H239ZM244 121H246V119H244ZM241 122L243 124H245V125H248V124L251 123V122L249 123L248 121H246V122H248V124L244 123L243 121H241ZM241 122L239 123V125L241 124V127H242V123ZM259 122L262 125V126L260 125V127H259ZM129 123L128 124L125 123V124L128 125V126L129 125L131 126V123L130 124ZM142 123H144V122H142ZM236 123H237V121H236ZM194 124H196V123H194ZM210 124H212V123L210 122ZM235 124L234 125L232 124V125L233 126H237ZM89 125L90 124H88V126ZM245 125H244V128L246 127ZM155 126H158V125L155 124ZM162 126H164V125H162ZM212 126H213V124H212ZM248 126H250V125H248ZM253 126L254 125H252L249 128H252ZM53 127L51 125V128H53ZM79 127H77V128L79 129ZM215 127L213 126V128H215ZM84 129H85V127H84ZM119 129H120V131H119ZM172 129H174V128H172ZM208 129H210V127ZM160 130H163V129H160ZM210 130H212V127H211ZM121 131L123 133L125 132V134L123 135V133ZM195 131H199V130H195ZM201 132H202V130H201ZM253 132H252V134H253ZM67 133H69L68 130L66 131L65 135ZM220 133L221 132H219V134ZM236 134L239 135L238 138L241 136V133L240 134L236 133ZM197 136H199V134ZM221 136H223V135H221ZM221 136L219 137V139L222 138ZM227 137H228V135H227ZM183 138H185V135L183 136ZM183 138H181V139H183ZM192 141H194L195 144L194 143L191 144ZM240 141H241V139H240ZM231 142H232V140H231ZM230 143H228V144L226 143L227 146H229ZM233 143H236V142L233 141ZM237 143H239V148H240L243 145L244 142L242 143V145H241V143L239 141ZM235 145L237 146L236 148H238V145L237 144H235ZM261 145L259 143L257 146H261ZM127 146H126V149H127ZM218 146L220 147V145H218ZM173 147H172V149L176 148V147H174V148ZM214 147H216V149H218V150L217 151H213L212 149ZM231 147L235 148V146H231ZM244 147H242V149H244ZM253 147L256 148V146H253ZM186 148L188 150H186ZM225 148H224V151L226 150ZM248 148H249V146L246 145L245 149H248ZM261 148H263V147H261ZM184 149H185V151H183ZM192 149H193V151L190 153V150H192ZM227 149H229V147ZM165 150H163V151H165ZM237 150L238 149H236V151L234 150L235 151L234 153H231L232 156H234V154L236 155V152L239 151V150L238 151ZM253 150H256V149H253V148L251 149L250 148L249 151L251 152ZM161 151H162V149H161ZM161 151H160V153H161ZM186 151H187V153H186ZM257 151H259V150L257 149ZM145 152H147V151H145ZM177 152H176V154H177ZM183 152H185L186 154L185 153H184L185 155L182 154ZM228 152H229V150H228ZM260 152H262V151H259V154L261 155ZM179 153H178V155H179ZM219 153L220 152H218V154ZM222 153L223 152H221L220 154H222ZM225 154H226V152H225ZM229 154L230 153H228L226 155H229ZM245 154H243V155L245 156ZM255 154L258 155L257 152H255ZM246 155H248V154H246ZM64 156L65 155L63 153V157ZM236 156H238V155H236ZM236 156H234V157L238 158ZM252 156H253V154H252ZM137 157H139V158H137ZM162 157H164V156H162ZM234 157H232V158L235 161L234 163H235L236 167H238L237 166L238 162H236V159ZM241 157H239V159H237V161L238 160H242V159L244 160V158L241 159ZM245 158H248V157L245 156ZM60 159H62V158H60ZM139 159H140V161H138ZM171 159H172V157H171ZM175 159L177 160L176 163H174ZM2 161H3V159L1 160V162ZM161 161H163L164 163H162ZM242 161L239 164L242 165L243 164ZM143 162H144V160H143ZM140 164H141L142 167L140 166ZM143 165L147 166V167H145L146 171L149 170L148 168H150V166H151V168L153 166V168H152L153 170L150 168L149 171H153L154 172V169L157 168L159 171L161 170L163 173H165L164 175L167 176V177L164 176L165 177V179H164L163 176L160 175L161 176V178H160L157 175L161 179L160 180L161 184H160V182H158L159 179L156 176L158 170H156L157 172L156 171L154 173L153 172L152 173L149 172V174H147L148 172L147 173L145 172V168H143ZM2 166L3 167L5 166L7 168L10 167L5 162L2 164ZM171 166H173V167H171ZM187 166H188V168H190L191 166L192 167L190 169H188ZM242 166H244V165H242ZM0 167H1V163H0ZM183 167L185 168L186 171L187 170H190V171H188V172L182 171V170H184ZM192 168H194V169H192ZM240 168H242V167H240ZM240 168H238V170ZM161 171H160V173H161ZM169 171H171V173L173 172V174L171 175V173ZM179 171H181V173L183 174V175L181 174V177L178 176V175H180ZM174 172L175 173L177 172V173L175 174ZM125 173L127 175H125ZM169 173H170L171 176L169 175ZM201 173H203V175ZM114 174H120V176L116 175L118 177L114 176L115 178H113L112 175H114ZM174 174L177 175V177L174 178V179L177 178L176 180L172 179V176ZM124 176L125 177L127 176L128 179H127V177L125 178ZM203 176L208 182L207 186L208 185H209L208 187L211 186L210 188H208L206 186V183H205L206 180L204 178H202ZM259 176L261 177V175H259ZM154 177H156L157 179L156 178L154 179ZM196 177H198L199 180ZM110 178H112V179L110 180ZM178 178H180V179H178ZM124 179H127L128 181L126 180V182H125ZM163 179L166 180V181L169 179L168 181H170V182L168 183V181H167L168 184H165ZM201 179L204 181V182L201 181L202 184L204 183V186L199 182ZM135 180H138V182L134 183ZM153 180H156L158 183L156 181H153ZM196 180L199 183L196 182ZM172 181H176V182H172ZM1 182H0V184H1ZM153 182H154V184H153ZM193 183L195 184L194 186H193ZM196 183H198L199 184L198 186L202 187V189L203 188H205V189L208 188V189H206L205 191L204 190L200 191V189H201L200 188L197 191V189L195 187V186H197ZM131 184H132V186H131ZM150 184H152L153 186L150 185ZM139 185L142 188H140ZM141 185H143V186H141ZM148 186H149V188H148ZM150 186H152V187H150ZM154 186L156 187V191H154V188H155ZM175 186H176V184H175ZM191 186H192V188H190ZM143 187H144V189H143ZM145 187H147V188H145ZM125 188H126V185H125ZM129 189H131V188H129ZM193 189L194 190L196 189L197 192H200L201 197H202V195H205V194H203L201 192L204 191L205 193H207L206 196H205L206 198L203 197L201 199V197H200V200H198V198H199L198 194H195V195L192 194V192L193 193H197V192H194ZM209 189H211V191ZM244 189L245 188H243V190ZM138 190L139 191L143 190V191L139 192ZM136 191H135V193H136ZM148 193L149 192H147L146 195H149ZM210 193H211L212 196L208 195ZM244 193L248 194L249 192L245 191ZM262 193L263 192L261 191V193L259 194L260 197L258 196L259 197L258 203L257 202L254 203V205L258 204V207H259V205L261 206L264 203V193L263 194ZM157 195H159V194L157 193ZM196 195H197V197H196ZM185 196L182 199H185V201H186V197ZM192 196H194V197H192ZM209 196H210V198H209ZM156 197L153 196V198H156ZM195 198L198 200V202L200 201L199 204H197V201H196ZM194 199H195V201H194ZM209 199H210V201H209ZM254 201H256L255 198H254ZM5 202H11V204H10L11 205V211L6 210ZM187 202H189V201H186L185 204ZM213 202H214V200L212 202H210L212 207L211 206L208 207L209 208V209H207L208 212H205V210H204V211H201V213H199L200 210L205 209V208L201 207V209L199 208L200 209L199 210L198 207L195 206L197 208L196 212L199 215L197 213H195L196 217H195V215H193L194 217H192V219L194 220V222L192 224L195 223L193 228H190L191 227L190 222L192 221V219H191V221L188 220L189 221L188 225L190 224L189 227L185 226V229H183L184 231H186V227H187V231H186L187 234L192 232V231L188 232L189 228L190 229H194V227H195L197 229V225L199 226V228L203 227L202 228L203 232L200 229L202 233H204V229H207L208 232H209V228L212 227L216 223L215 222L213 224V221H209L210 220L209 217L212 218L211 215L215 211V205H217L216 208H218V204L214 205ZM210 203H209V205H210ZM202 204H205V203H202ZM213 207H214V209H213ZM258 207L255 206V208H258ZM117 209H118V207H117ZM211 209H213V210H211ZM197 210H199V211H197ZM215 213H216V211H215ZM215 213L213 215H215ZM24 215H28V216L26 217ZM207 218L209 219L208 220L209 222H207V224L209 225V223H210L208 228H206L208 225L205 223L206 222L205 220ZM250 218H251V221H250L249 218H247L248 221H246L242 217V219H241L242 221L241 222H243V220H245L246 222L253 223L252 226L254 225V227H255V225H256V227H257V223L256 222H252L253 215ZM103 222H102V224H103ZM102 224H100V225H102ZM246 224L247 223H245V222L241 223L240 225H242V228L240 229L241 226L239 225V229H238V223H237V226H236L237 232H236V234L239 232V235L241 237L240 239L241 240H246L245 244H247L246 247L248 249L245 248V250H243L244 248L243 249L238 248L237 250H240V253L236 252V248L233 247L234 246L233 243H235L233 240H232L233 243L231 241H227V242H230V243L227 244V246L231 247L230 251L232 253H235V254L238 253L240 255L243 252H245V255H246V251L248 250V252H249V249H251L250 251H252V253H253L252 255H253L254 261H256L255 259L259 258V257H257V256H259L258 254L256 255V258L254 257L256 252H258L259 254H262V256H264V243H263L264 239H262V237H260L261 233H259V235H258L257 231H259V230H256L257 228L255 229L256 232L254 231L255 234H256L255 235L256 237L254 238L253 235H251L252 233L254 234V232H251L252 231L251 229L254 228V227H252L251 229L248 227L249 230L248 229L246 230ZM9 225H11V226L13 225L12 226L13 228L11 230L8 229ZM201 225H203V226H201ZM205 225H207V226H205ZM216 225H217V223H216ZM249 226H251V225H249ZM24 228L27 229V232H24L22 230ZM199 228H198V230H199ZM213 228L214 227H212L211 229H213ZM248 231L251 232L249 235H248V233H249ZM210 232H211V230H210ZM212 232H213V230H212ZM193 233L194 232H192V234ZM202 233H201V235H202ZM194 235H195V233H194ZM203 235H202V237H203ZM212 235H213V233H212ZM212 235L209 237L210 239L211 238L214 239V240L218 239L217 242H220V240H219L220 237L219 238H215L214 236H216V235H214V236H212ZM239 235L237 234L236 236H239ZM197 236H196V240L198 239ZM136 238L137 237H135V239ZM200 238L201 237H199L198 240H200L202 242L203 240H201ZM252 238H254V239L257 238L256 240H254L256 246L254 244H252L251 242H250L251 244H249V240H252ZM135 239L133 238L132 240L137 241ZM235 239H237V237ZM240 239L238 238L237 240L239 241ZM198 240H197V242H198ZM237 240H235V241H236V243L238 245L240 243H238ZM205 241H203V242L205 243ZM257 241H259V242L256 243ZM130 242L132 244L131 240H130ZM201 242H198L199 247H200V243ZM227 242H224V243L226 244ZM102 243L104 244V246H103L104 248L103 247H102V249L100 248V253H99V249L98 248H99V246H102L101 245ZM136 243H137V246H139L138 245L139 242L137 241ZM204 243H201V245L203 244V248L200 247L201 249H203V251H204ZM208 243L209 242H207L205 244L209 245ZM218 244H217V246H218ZM225 244H224V246H225ZM230 244H231V246H230ZM112 245H114V243ZM253 245L255 246V248L257 247L256 248V252L254 251L255 254L253 252V249H254ZM193 246H194V244H193ZM193 246H190L189 248H192ZM195 246L197 247V248H195V250L198 251L197 244ZM134 247H136L135 243H134ZM193 248L189 249L190 253L192 251L195 254L198 253L195 250H193ZM226 248H228V247H226ZM232 248L235 249V252H233L234 249H232ZM106 249H107V247H106ZM101 253H102V255H101ZM115 253H116L117 257L114 256ZM120 253H121V256L124 255L122 258L120 256ZM122 253H124V254H122ZM126 253L128 255H126ZM249 253H248V257H249L248 259H250L249 261L251 262V264H253L252 261H251V258H250L251 254L249 255ZM103 254L105 256H103ZM125 255H126V258L124 259ZM100 256H102V257H100ZM262 256H260L261 259H263ZM119 257H120V259H119ZM245 257H244V259L247 258V257L246 258ZM232 258H234V257H232ZM115 260H116L117 263H115V262L113 263V261H115ZM247 260H246V262H247ZM259 260H260V258L258 259V261ZM250 262H249V264H250ZM95 263H93V264H95ZM124 264H125V262H124Z\"/></svg>",
    "mask_w": 264,
    "mask_h": 264
}]
</instances>
